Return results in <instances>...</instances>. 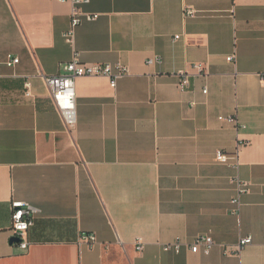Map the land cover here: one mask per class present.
I'll return each mask as SVG.
<instances>
[{
  "label": "crops",
  "instance_id": "obj_1",
  "mask_svg": "<svg viewBox=\"0 0 264 264\" xmlns=\"http://www.w3.org/2000/svg\"><path fill=\"white\" fill-rule=\"evenodd\" d=\"M71 9L0 0V264H264V0H89L69 44ZM75 56L128 74L77 79L67 131L43 77ZM239 145L237 171L215 160ZM235 177L250 184L237 216ZM12 201L36 211L26 251L9 243ZM199 235L208 255L163 251Z\"/></svg>",
  "mask_w": 264,
  "mask_h": 264
},
{
  "label": "built area",
  "instance_id": "obj_2",
  "mask_svg": "<svg viewBox=\"0 0 264 264\" xmlns=\"http://www.w3.org/2000/svg\"><path fill=\"white\" fill-rule=\"evenodd\" d=\"M61 3H68L72 6L70 13V27L63 34V38L69 44H72L75 37V30L82 22V13L79 10V6L87 4L89 0H57ZM184 15L186 17H193L195 12L192 9H184ZM97 16L86 17L89 21L95 20ZM179 36H175L174 39H178ZM235 57L232 55L227 58L228 62H234ZM158 59H149L147 64L158 63ZM19 64V59L13 56H7L4 65L8 68H13ZM198 73L204 71L201 65H195L193 67ZM63 73L54 76L43 77V80L49 90L50 99L55 111L62 119L63 125L67 131L73 129L76 123V107H75V82L79 78H96L102 77L109 80V87L115 89L116 82L125 77L128 74L127 67L117 64L114 66L108 64H83L80 63L75 56L71 61L65 64L62 68ZM178 87L180 90L185 91L189 88V79L187 75H178ZM30 84H25V96H30ZM203 94H206V90H203ZM220 121H224L233 124L237 129V132L244 129V126L239 124L236 117H220ZM237 146L236 151L232 154H226L218 151L215 156V160L222 164L227 165L238 170L240 166L239 162V149ZM233 183L236 187V195L230 200L229 212L231 215L237 216L241 208V197L249 192L250 184L248 182L240 180L235 177ZM36 211L29 205L22 202L12 201L10 204V231L11 238H17L19 242L17 245L23 251L28 249V242L26 241L27 232L33 227L34 217ZM79 243H86L93 245L95 243V237L92 234H83L79 237ZM251 244V238L247 237L241 239L232 251L229 247L221 246L223 254L225 256L239 253L241 249ZM215 246L213 239L209 235H199L193 239L191 243H183L176 240L172 243L163 246L164 252H171L178 254L182 247H186L189 252L193 254L202 253L208 255L211 249ZM143 244L138 240L135 242V251L141 252Z\"/></svg>",
  "mask_w": 264,
  "mask_h": 264
},
{
  "label": "water",
  "instance_id": "obj_3",
  "mask_svg": "<svg viewBox=\"0 0 264 264\" xmlns=\"http://www.w3.org/2000/svg\"><path fill=\"white\" fill-rule=\"evenodd\" d=\"M17 242H19V240H18L17 238H11V239L9 240V243H10V244H12V243H17Z\"/></svg>",
  "mask_w": 264,
  "mask_h": 264
}]
</instances>
